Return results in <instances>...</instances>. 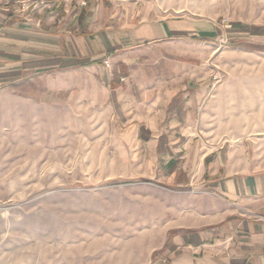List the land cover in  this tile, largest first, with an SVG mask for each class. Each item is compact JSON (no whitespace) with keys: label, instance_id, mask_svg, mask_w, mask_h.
<instances>
[{"label":"crops","instance_id":"obj_1","mask_svg":"<svg viewBox=\"0 0 264 264\" xmlns=\"http://www.w3.org/2000/svg\"><path fill=\"white\" fill-rule=\"evenodd\" d=\"M210 36L151 0H0V85L80 91L111 112L126 175L187 200L147 264H264V141L199 126L208 77L187 59Z\"/></svg>","mask_w":264,"mask_h":264},{"label":"rangeland","instance_id":"obj_2","mask_svg":"<svg viewBox=\"0 0 264 264\" xmlns=\"http://www.w3.org/2000/svg\"><path fill=\"white\" fill-rule=\"evenodd\" d=\"M151 1L213 32L186 57L208 77L204 140L264 141V0ZM115 125L80 91L0 85V264L149 262L187 200L126 175Z\"/></svg>","mask_w":264,"mask_h":264},{"label":"built area","instance_id":"obj_3","mask_svg":"<svg viewBox=\"0 0 264 264\" xmlns=\"http://www.w3.org/2000/svg\"><path fill=\"white\" fill-rule=\"evenodd\" d=\"M44 2H33L31 4H26V3H22L20 4V11L21 12H27L29 10V8L33 7V8H38L39 6L43 5Z\"/></svg>","mask_w":264,"mask_h":264}]
</instances>
